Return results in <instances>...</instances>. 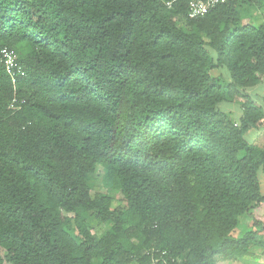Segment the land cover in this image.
I'll list each match as a JSON object with an SVG mask.
<instances>
[{
  "label": "trees",
  "instance_id": "trees-1",
  "mask_svg": "<svg viewBox=\"0 0 264 264\" xmlns=\"http://www.w3.org/2000/svg\"><path fill=\"white\" fill-rule=\"evenodd\" d=\"M189 1L0 0L20 67L0 59V264H212L261 244L264 146L245 134L264 109L219 105L264 74V20L243 0L189 19Z\"/></svg>",
  "mask_w": 264,
  "mask_h": 264
},
{
  "label": "rangeland",
  "instance_id": "rangeland-1",
  "mask_svg": "<svg viewBox=\"0 0 264 264\" xmlns=\"http://www.w3.org/2000/svg\"><path fill=\"white\" fill-rule=\"evenodd\" d=\"M239 11L243 17V20H244L243 22L253 21L256 24L261 23L264 20V0H258V1L251 2V3H248L247 0H243L242 5L239 7ZM185 22H186V17L183 16L181 18V20H179L177 25L179 27H181L182 29H185L186 28ZM212 74L214 76L220 77L224 81H226V79L227 80L229 79V73L224 68L216 69L213 71ZM263 79H264V74H262L260 76V80L262 81V85H263ZM255 89H257V88H255V86H254L248 90H241L243 96L236 97L234 100H232L230 102H222V103H220L219 108L221 110L227 111V113L229 112V114L232 118L237 117V115L239 114V110H241V104L244 101L243 97L251 98L249 96L248 91H255V93H256V94H254L255 98H256V96H258L257 93H260V90H255ZM231 105H232V110L229 109V106H231ZM101 177L102 176L99 175V177L97 176L94 179V190L95 191H105V189H107V187L104 186V183H103ZM112 196L115 199H119V196L115 193H113ZM89 221H90L89 225L91 227V231L95 235H100L104 230H106L108 228V223H99L93 217H91V219Z\"/></svg>",
  "mask_w": 264,
  "mask_h": 264
},
{
  "label": "crops",
  "instance_id": "crops-1",
  "mask_svg": "<svg viewBox=\"0 0 264 264\" xmlns=\"http://www.w3.org/2000/svg\"><path fill=\"white\" fill-rule=\"evenodd\" d=\"M255 88H257L255 90H260V93H257L258 96H256V98L254 97V94H256L255 91H248L249 96L256 104L260 105L264 109V79H263V85H262V81L260 80L259 83L255 86ZM229 109L232 110V105L229 106ZM240 113H241V110H239V114L237 115V117L233 119L237 120L241 115ZM245 139L250 143L258 145L259 147H263L264 146V127L260 129L252 128L248 130L245 134ZM258 181H259L260 193L262 196H264V173L263 172L258 173ZM261 215L264 221V213L262 212ZM248 224H249V219H244L241 223V226H239V230L236 232V236H241L243 231H245L244 230L245 226H247ZM258 236L261 238V241H262L261 244L251 246L244 255L240 257H236V258H226V257L219 255L214 258V261L212 264H264V224H263V229L258 234Z\"/></svg>",
  "mask_w": 264,
  "mask_h": 264
},
{
  "label": "built area",
  "instance_id": "built-area-1",
  "mask_svg": "<svg viewBox=\"0 0 264 264\" xmlns=\"http://www.w3.org/2000/svg\"><path fill=\"white\" fill-rule=\"evenodd\" d=\"M226 0H190L187 9V18L195 19L204 16L216 5L224 3ZM0 59L5 67V70L14 75L16 72L20 71V67L16 61L15 54L8 50L7 48H2L0 50ZM15 102L13 99L12 103Z\"/></svg>",
  "mask_w": 264,
  "mask_h": 264
}]
</instances>
